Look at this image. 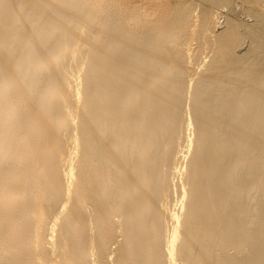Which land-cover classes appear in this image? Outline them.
Returning <instances> with one entry per match:
<instances>
[{
    "label": "bare ground",
    "instance_id": "bare-ground-1",
    "mask_svg": "<svg viewBox=\"0 0 264 264\" xmlns=\"http://www.w3.org/2000/svg\"><path fill=\"white\" fill-rule=\"evenodd\" d=\"M0 264H264V0H0Z\"/></svg>",
    "mask_w": 264,
    "mask_h": 264
}]
</instances>
